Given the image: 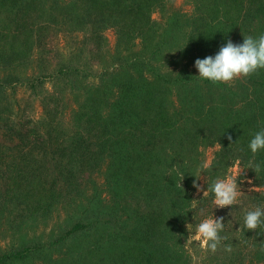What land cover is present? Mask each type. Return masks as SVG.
Segmentation results:
<instances>
[{"label":"trees","instance_id":"trees-1","mask_svg":"<svg viewBox=\"0 0 264 264\" xmlns=\"http://www.w3.org/2000/svg\"><path fill=\"white\" fill-rule=\"evenodd\" d=\"M190 1V14L178 11L176 17L155 22L153 9L163 7L166 0H49L47 19L29 35L39 42V32L49 25L67 33L88 32L85 40L102 56L103 33L114 29V67L100 71L97 83L85 85L79 104L67 111L58 108L65 94L48 92L34 128L7 124L9 117L0 109V123L17 139L11 145L0 143L1 215L47 214L59 205L74 204L79 209L76 219L52 245L96 232L94 245L102 241L99 248L106 250L109 264H187L181 238L193 234L202 219L220 209L210 192L200 195L197 207L191 208L200 144L209 139L219 145L205 190L239 159L251 164L259 186H264V150L253 154L247 148L251 134L246 132L249 115L258 120L254 131L263 126L264 104L257 111L249 103L236 107V94L225 83H212L186 70L171 78L147 65L148 58L168 45L179 55L196 59L203 53L214 55L228 39L242 43L243 36L259 37L264 34V0ZM19 30L15 26L6 32L16 37ZM136 40L141 48L134 51ZM79 70L70 64L49 76L57 80L61 78L55 76L68 72L79 75ZM247 78L257 87L252 101L264 100V69ZM199 81L222 88L220 101H212V96L204 99ZM178 85L179 106L171 111L164 95ZM235 138H240L238 143ZM174 168L185 174L184 190ZM97 173L102 184L94 178ZM87 183L99 187L86 192ZM263 189L252 193L262 208ZM238 229L245 243L264 239V226L247 230L243 220ZM47 247L33 243L2 253L0 264L11 260L25 264L31 253Z\"/></svg>","mask_w":264,"mask_h":264},{"label":"rangeland","instance_id":"rangeland-1","mask_svg":"<svg viewBox=\"0 0 264 264\" xmlns=\"http://www.w3.org/2000/svg\"><path fill=\"white\" fill-rule=\"evenodd\" d=\"M28 2L30 4L26 5ZM48 5L49 0H0V83L4 86L0 88V109H4L3 114L9 117L7 124L11 126L34 128L35 123L42 117V108H44L41 102L42 97L51 91H62L65 94L64 99L59 101L58 108L64 107L65 111L74 108L81 100L80 95L85 85L97 83L100 71L106 68L111 70L114 67L111 64L114 61L112 55L115 54L117 38L114 29H107L103 33L105 42L102 56L98 51L92 50L91 45L85 40L84 37L88 35V32L67 33L58 30V27L54 25H49L48 28L41 29L39 32L41 41L36 42L29 33L32 30H38L37 25L47 19ZM192 9L193 5L190 0H166L163 7L153 9L151 17L155 22H161L162 17H176L178 11L179 14H190ZM179 22H182V18H179ZM15 26L20 28L18 36L13 37L12 33L8 36L6 30ZM24 36L27 37L24 38ZM135 42L137 46L131 50L137 51L141 46L139 40ZM190 55H179L177 48H170L168 45L156 56L148 58L147 65L148 68H154L160 74L171 78L179 75L183 70L198 75L194 61L197 58L203 59L206 55L203 53L196 59H192ZM70 64H77L80 69L77 71L79 75L68 72L55 76L61 78L57 80L49 76L60 66ZM120 76L121 74L115 77L118 80ZM225 84L236 94L234 97L236 107L249 103L253 104L254 110L257 111V108L263 106L264 100L261 97L256 98L255 103L252 101L256 93L254 88L257 89V87L247 77ZM198 88L204 99L212 96V101H220L222 88L203 81H199ZM181 91L182 88L179 85L172 86L171 92L164 95L169 110L172 111L173 107L178 108L177 96ZM56 104L57 102L51 103L49 108ZM251 109L248 107V110ZM248 110L247 112H250ZM257 121L255 117L251 118V115L246 121L249 123L246 132H250L251 138ZM40 130L41 128L37 129L36 134ZM239 139L235 138V142L238 143ZM16 140L11 136V132L6 130L3 123H0V143L11 145ZM218 150L219 145L209 139L204 140L198 148L194 180L201 185L202 190L197 191L193 186V180L191 183L192 197L195 200L203 195V190L208 183L207 176L211 172L209 169L202 171L201 165L210 156L215 159ZM245 160H235L220 175V178H223L236 168H246L237 178L242 191L240 202L234 206L220 208L214 215V218L224 217V229L220 235L227 239L222 241L217 251L211 252L204 250L201 244L195 242L194 233L187 235L183 240L181 238L180 246L186 250L187 264H264V239L261 243L259 240H248L245 243L238 235V224L244 220L245 211L259 205L258 198L252 193L264 188L263 185L259 186L261 181ZM0 178L3 179L2 176ZM94 178L98 184H102L101 173L94 174ZM93 186L87 183L86 192L94 191L99 187ZM262 204L264 206V201ZM78 211V207L74 204H65L55 207L47 214L32 211H22L19 216L0 214V254L18 250L33 243L49 244L45 250L31 253L25 264H109L106 261V250L99 248L102 246V241H99L97 247L94 245L98 234L96 232H93L94 234L90 237L85 234L67 237L64 241L52 245L59 232L67 229L76 219ZM68 218L71 219L68 220ZM189 239L193 240L191 244L188 243ZM225 245H231V251H226ZM8 264H24V260H11Z\"/></svg>","mask_w":264,"mask_h":264},{"label":"clouds","instance_id":"clouds-1","mask_svg":"<svg viewBox=\"0 0 264 264\" xmlns=\"http://www.w3.org/2000/svg\"><path fill=\"white\" fill-rule=\"evenodd\" d=\"M194 66L198 70V76L207 79L212 83H228L230 84L236 79L248 77L259 69H264V34L254 38L251 35L243 36L242 43H233L228 39L213 56L209 55L203 59L197 58ZM227 139L232 143L231 135H227ZM248 148L255 154L260 150H264V127L252 134ZM214 157L206 159L201 170L211 169ZM251 168V164L249 165ZM246 168H236L230 174L223 178L217 177L213 180L208 190H203V195L213 194L215 208H224L227 206L237 205L242 193L237 178L241 176ZM260 166L255 165V171H259ZM179 177V186L182 188L181 181L184 178L183 173L178 168L173 169ZM169 176V175H168ZM197 179H200L197 177ZM193 186L197 191H201V185L195 180ZM183 189V188H182ZM184 190V189H183ZM197 207V202L193 199L192 209ZM224 217H210L202 219L195 227L194 240L202 245L206 251L215 252L222 245V241L227 237L221 236L220 233L224 229ZM264 226V208L254 206L244 213V227L247 230H256ZM192 239L188 240L191 244ZM226 251H231V245L224 246Z\"/></svg>","mask_w":264,"mask_h":264}]
</instances>
